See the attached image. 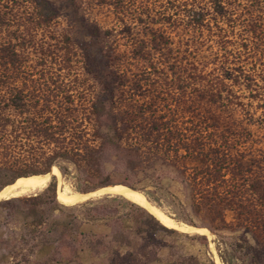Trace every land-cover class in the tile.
<instances>
[{"label":"trees","instance_id":"1","mask_svg":"<svg viewBox=\"0 0 264 264\" xmlns=\"http://www.w3.org/2000/svg\"><path fill=\"white\" fill-rule=\"evenodd\" d=\"M66 1L91 43L57 31L56 0H0V190L71 165L95 182L84 193L120 184L166 199L176 221L216 236L221 263L264 264V0H97L126 39L102 49L113 30ZM4 205L12 249L50 246L45 264H215L179 245L205 236L139 206L93 207L108 231H83L55 182Z\"/></svg>","mask_w":264,"mask_h":264},{"label":"rangeland","instance_id":"2","mask_svg":"<svg viewBox=\"0 0 264 264\" xmlns=\"http://www.w3.org/2000/svg\"><path fill=\"white\" fill-rule=\"evenodd\" d=\"M152 1V0H151ZM155 1V0H153ZM79 5V14L83 15L90 23L96 24L103 30H113V37L110 40H101L100 42L94 43V49H102L106 46L107 43H112L111 41H115L117 45L123 46L126 44V39L119 35V30L121 27V23L115 18V16L105 8L97 7V0H77ZM153 3V2H152ZM57 6L60 7L62 10L61 17L58 20V24L56 26L58 32H69L72 33V37L81 43H91L89 38L75 25L76 18L73 15L72 9H67L66 4L68 1L66 0H56ZM153 9V13H155ZM70 27V29H69ZM71 27H73L71 29ZM74 29V31H73ZM113 44V43H112ZM70 169V173L68 175L63 176L61 173V181L60 184L62 187L67 186L72 191L78 193H84V190H91L94 183L92 181H88L87 179H79L73 166L66 165ZM58 169L57 166H53ZM59 170V169H58ZM60 172V171H59ZM51 182H55V196L58 189V179L52 177ZM50 184V183H49ZM48 184V186H49ZM117 185V184H116ZM47 186V187H48ZM46 187V188H47ZM45 188V189H46ZM129 188V187H128ZM42 191L36 192L31 195H26L23 197H30L35 196L37 193L41 194L44 192ZM139 191V190H137ZM141 192V191H139ZM142 193V192H141ZM37 194V195H38ZM143 194V193H142ZM144 195V194H143ZM145 196V195H144ZM19 197V198H23ZM146 197V196H145ZM98 198L92 199L87 201V203H83L77 206L67 207L60 204L57 200V203L63 206V215L68 218L77 219L81 222L80 229L83 231H99V232H107L108 228L106 227L107 222L109 221V217L102 218V219H91L88 215L90 210L93 207L98 206H106L118 212L120 215L121 213H126L127 211L131 210L134 206H138L132 202H129L125 199L120 197H111L110 199ZM115 200H113V199ZM147 198V197H146ZM147 200L157 209H159L164 215L169 217L170 219L174 220L177 223L184 224L188 227L194 229H203L206 230L208 233L206 235L195 233L194 231L190 232H182L178 231L183 235H187L189 237L193 236H205L206 238V245H200L197 242L191 243L186 239H182L179 245H183L181 248L186 253L191 254H198L202 253L207 255L211 260L214 261L215 264H223L221 263L217 250H216V241L217 238L213 235L208 229L201 228V227H194L182 221H176L173 217L174 214L172 211L169 210L167 207L166 199L156 200L153 202L152 200ZM140 207V206H139ZM55 216H60L61 213L56 212ZM230 217H228V220ZM79 225V222H76ZM176 230V229H174ZM177 231V230H176ZM19 232L18 223L15 222V217L13 215L12 209L8 208L7 206H0V264H45L46 257L50 255L52 251V247L45 246L41 249L36 250L33 254L27 253L26 251L20 249H12L15 244L14 238L16 237L17 233ZM210 234V236H209ZM17 245V244H16ZM56 257V256H55ZM231 264H239L236 261H232Z\"/></svg>","mask_w":264,"mask_h":264},{"label":"bare ground","instance_id":"3","mask_svg":"<svg viewBox=\"0 0 264 264\" xmlns=\"http://www.w3.org/2000/svg\"><path fill=\"white\" fill-rule=\"evenodd\" d=\"M52 177L57 178L59 183L56 192V200L64 206H77L85 202L87 203V201L89 200H97L98 198L110 195L112 197H120L140 206L168 228L176 229L177 231L182 232L194 231L195 233L203 235H206L208 233L206 230L194 229L184 224L175 222L174 220L164 215L159 209L154 207L141 192L128 188L124 185L119 184L113 187L110 186L104 189L90 192L85 195L74 192L67 186L62 187L60 184L61 174L56 167H52L51 171L48 174H38L28 177H21L14 181L12 184L5 186L0 190V202L42 191L48 186L49 183H51Z\"/></svg>","mask_w":264,"mask_h":264},{"label":"water","instance_id":"4","mask_svg":"<svg viewBox=\"0 0 264 264\" xmlns=\"http://www.w3.org/2000/svg\"><path fill=\"white\" fill-rule=\"evenodd\" d=\"M117 185H119V184H117ZM111 186L113 187V186H116V185H111ZM107 187H110V186L101 187V188H98V189H96V190L104 189V188H107ZM96 190H94V191H96ZM94 191H92V192H94ZM88 193H90V192H88ZM88 193H80V194L85 195V194H88ZM105 197H107V198H111L112 196H110V195H106ZM102 198H104V197H102Z\"/></svg>","mask_w":264,"mask_h":264}]
</instances>
